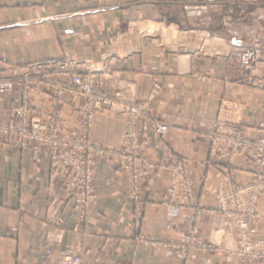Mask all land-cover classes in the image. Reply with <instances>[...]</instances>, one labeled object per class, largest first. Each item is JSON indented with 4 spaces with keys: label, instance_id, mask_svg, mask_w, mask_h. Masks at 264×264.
Listing matches in <instances>:
<instances>
[{
    "label": "crops",
    "instance_id": "1",
    "mask_svg": "<svg viewBox=\"0 0 264 264\" xmlns=\"http://www.w3.org/2000/svg\"><path fill=\"white\" fill-rule=\"evenodd\" d=\"M249 45L264 56V0H0V78L14 64L64 56L103 68L122 87L124 100L96 116L93 139L109 147L119 143L120 111L129 100L147 104L171 124L164 135L150 128L143 154L178 160L189 170L198 199L197 236L218 248L182 253L166 244L187 229L193 210L166 216L160 200L168 174L158 165L137 211L120 171L101 163L93 177L96 197L82 218L62 188L63 169L44 149L0 141V264H61L64 247L78 252L81 264H243L229 253L237 244L234 230L213 206L216 165H223L209 154L205 132L220 119L255 135L264 121V90L244 84L236 63V52ZM253 75L264 78V67ZM107 92L114 95L112 88ZM18 103V91L0 95V119ZM28 109L47 124L72 127L78 118V103L58 107L38 91ZM223 167L231 183L248 179V172ZM256 212L250 234L264 240V196Z\"/></svg>",
    "mask_w": 264,
    "mask_h": 264
},
{
    "label": "built area",
    "instance_id": "2",
    "mask_svg": "<svg viewBox=\"0 0 264 264\" xmlns=\"http://www.w3.org/2000/svg\"><path fill=\"white\" fill-rule=\"evenodd\" d=\"M256 51L254 49L244 48L240 52L242 66L249 70L252 69V62L254 61ZM52 68V73L47 75L48 71L43 73L47 79L37 81L42 88L52 90L54 95L60 98L63 94H77L87 99L89 106H87L88 117L102 105L110 102V99L105 93H96L97 83L92 77H85L77 73L76 67L72 64H61ZM101 83V82H100ZM14 82L5 81L0 82V92H8L12 89ZM26 89L28 87L25 86ZM128 118L129 125L127 132L123 137V144L130 145L131 140H135L136 134L141 135L144 128L134 126L136 119L145 120L148 118L141 108L131 106L129 113H125ZM9 125L5 129H0V137L6 141L14 142L15 132L20 135L19 141H28L22 143L27 145L29 141H36L39 145H43L53 154V157L64 163L69 167L70 173L67 177L66 188L72 194H78L82 205L87 209L92 200L91 188V174L96 164V154H103L105 149L89 139V129L82 130V137L75 133L65 136H58L56 132L50 133L38 123H31L29 118L25 116L22 109H11L9 113ZM158 126V131L165 132L168 127L165 125ZM259 136L256 138L247 137L243 135L239 129L227 127L222 124H214L208 131L209 142L212 151H224L229 155V162H233L235 156L241 160V155L250 159L254 163V168L249 172L251 180L243 185H229L225 187L223 179L220 181V188L215 193L214 209L223 214L229 220L228 226L235 230L238 238L239 247L232 251L234 255L246 260L264 258V242L252 241L247 233L248 226L252 223L255 217V202L264 196V123L259 127ZM77 137H76V136ZM80 137V136H79ZM18 141V142H19ZM133 149H139L137 144L131 145ZM108 152V151H107ZM105 152V153H107ZM101 157V156H100ZM246 159V160H247ZM235 160V159H234ZM124 164V162H122ZM125 163L124 165H130ZM137 180L135 183L140 184L143 176L140 173L137 163L129 166L135 168ZM242 165V164H240ZM128 168V167H127ZM172 179L169 185V192L167 193V202L176 205L177 209L180 207L191 206L192 209L197 210V201L192 194L191 182L184 169L173 167ZM134 171V170H133ZM225 187V188H224ZM134 196L140 194L139 187H134ZM179 211V210H178ZM178 211L169 210L170 214H175ZM180 244L194 245L201 250L211 248L210 245H199L187 238L182 240ZM63 264H80V257L76 254L64 253L62 257Z\"/></svg>",
    "mask_w": 264,
    "mask_h": 264
},
{
    "label": "rangeland",
    "instance_id": "3",
    "mask_svg": "<svg viewBox=\"0 0 264 264\" xmlns=\"http://www.w3.org/2000/svg\"><path fill=\"white\" fill-rule=\"evenodd\" d=\"M173 31L171 29V31L166 30L167 35L173 34ZM244 48H249V49H254V51H256L255 56H254V61L252 62V69H245L242 66L241 63V57H240V52L242 49ZM236 63L237 66L241 72L242 78H243V82L244 84L250 85V86H254L259 90H264V78H256L253 75V71L258 68L259 66L264 67V56L262 54L261 48L256 46V45H249V46H243L240 47L239 50L236 52ZM61 64H72L76 67V72L81 74L82 76L85 77H92L94 78L96 81H98L97 83V89L95 90L96 93H105L108 98L110 99V102L107 104L102 105L101 108H99V110L97 109L93 115H91L90 117H88V112H87V106H89V103L87 101V99L83 98L82 96H79L77 94H63L60 98L56 97L53 93L52 90H48L45 88H42L41 85L38 83L41 80H45L47 79L46 76L43 71L46 70L48 71V73H46L47 75H50L52 73V68L47 69V67H55ZM8 68V72L9 75L7 77H2L0 78V82H5V81H11L14 82L13 87L10 91L8 92H0V95H8L10 93H12L13 91H18V99H19V103L17 105H13V106H9L7 107L4 111H3V117L2 119H0V129H5L8 125H9V113L11 112V109L14 108H19L22 109V111H24L25 116L29 118L31 123H38L40 125H42L44 127V129L50 133H54L56 132L58 136H65V135H69L71 133H75L77 138H81L82 137V130L87 129L86 127L90 126L89 129V139L96 143L97 145L103 147L105 149V152H103V154H96L95 156V160L97 161L96 164L94 165V169L92 171L91 174V188H92V200L89 204V206L87 207V209H84L85 206L82 205L81 201H80V197L78 194H72L70 193L67 188H66V182H67V177L68 174L70 173L69 167L66 166L64 163H61L60 161L56 160L53 157V154L49 152V150L46 149L45 146L43 145H39L36 141H29V143L25 146L22 145V143L28 142V141H19L20 139V135L18 134V132H15L14 135V142H10V141H6L4 138L0 137V141L3 143H6L8 145H12L15 147H20V148H32L35 150H38L40 148L44 149L45 152L48 154L49 158L51 159L52 163L58 167L63 169L64 171V176L62 179V188L65 191L67 197L69 199H73L75 205L79 208L80 210V214L81 217L84 218L95 197H96V193H95V188L93 186V177L94 174L97 170V168L100 166L101 163H110L113 164L114 166L117 167V169L120 171L121 175L123 176V181H124V185H125V191H126V195H127V199L129 201V203L132 205V207L137 210L140 211L142 208V204H143V192L145 189V184L150 176V174L152 173L153 169L158 165L160 167V169L168 174V180L164 186V190H163V195L161 197V203L164 206L165 209V214L167 217L169 218H175L179 215V213L182 211V209H192V204L191 206H185V207H180L179 209H177L176 205H172V207L170 208V204L169 202H167V193L169 192V185L171 182V179L173 178V171L171 170V168L173 167H177V168H181L184 169L187 172V175L190 179L191 182V190H192V194L195 197V201H197V194L194 190V184L192 181V178L190 176L189 170L182 164V162L178 161V160H163V159H151L146 157L143 154L142 151V144H143V140L146 138L148 131L150 130V128L152 127V129L154 130V132L158 135H164L166 134L168 131H170L172 129V125L155 117L153 115V113L151 112V110L149 109V107L147 106V104L145 103H141V102H137V101H132L129 100L127 101L122 110L120 111V117L122 119L123 122V128H122V132L119 138V143L116 146L113 147H109L106 146L102 143H99L97 141H95L93 139L92 136V131H93V124L95 121V118L98 114L104 112L105 110L109 109L113 103L114 100H124L123 96H122V87L119 85L118 82H115L114 80H111L108 76H106L107 74L104 73V69L101 67H91L89 64L85 63V62H81L75 58H71L70 56H64L61 59H36L33 61H28L25 63H21V64H14L11 67H7ZM199 78L202 80L203 76L200 75ZM38 81V82H37ZM101 82V83H100ZM28 87V89L25 88ZM112 88L114 90V95L110 96L109 93L107 92V89ZM33 91H38V92H42L45 94H48L53 103L56 106H60L62 105L65 101H69L70 103H78V118L77 121L75 122V124L72 127H64L61 126V124L59 125L57 123L55 124H47L39 119H35L32 117V115L29 112L28 106L30 104V100H31V94ZM131 106L137 107V108H141L142 112H145L148 116L147 119L145 120H140V119H136L134 126L136 128L141 127L144 128V131L142 132L141 135L136 134L135 140H131L128 144H123V137L124 134L127 132L128 129V125H129V121L127 116L125 115V113H129ZM159 123L160 125H165L166 127H168V129L165 132H161L158 131V126L156 125V123ZM222 124L225 125L227 127H233V128H237L240 130V132L247 136V137H252V138H256L259 136V132L257 130H259V127L262 123H264V121L260 122L258 124V126L255 128V135H248L247 133L244 132L243 129H241L238 126L235 125H230L229 123H226L224 121H221L220 119H217L205 132L206 137H207V141H208V152L211 156L213 157H219L222 159V165L226 167H230V168H234V169H238V170H243L245 172H250L255 166L254 163L251 162L250 159H247L246 156L241 155V160H238V157L235 156L233 159V162H229V155L228 153L221 151V152H213L210 146V142H209V136H208V131L209 129H211L213 127L214 124ZM80 136V137H79ZM19 141V142H18ZM137 144V146L139 147V149H133L132 148V144ZM101 156V157H100ZM247 159V160H246ZM122 162L125 163H131L130 165H124L122 164ZM137 163V167L140 170L141 175L143 176L142 180H139L140 184L135 183L137 180V174L135 172L136 165L135 168H130L129 166H132L133 164ZM242 164V165H240ZM201 165L203 167H205L207 165V160L204 159L201 161ZM218 167H216L217 171L215 176L217 177L218 181H217V185L216 188L214 190V203H215V193L217 191V189L220 188V181L221 179L224 180L225 182V187L229 186V185H243L244 183H247L248 181H250L251 175L249 174L248 179L243 180V181H236L231 183V179L232 176L231 175H227L221 171H224L223 169L221 170V167L224 168L221 165H216ZM128 167V168H127ZM134 170V171H133ZM134 187H139L140 189V194H137V196H134L132 194H134V191L131 193V191L133 190ZM224 187V188H225ZM169 188V189H168ZM263 197V196H261ZM260 197V198H261ZM259 198V199H260ZM258 199V200H259ZM258 200L255 202L254 208H255V217L252 221V223L258 219V215L256 212V207H257V202ZM198 205V202H197ZM214 206V205H213ZM174 207V210L178 211L175 214H170L169 210H172V208ZM192 215L189 218V224L187 229L179 232L175 237H172L171 239H169L167 241V245L175 250H178L182 253H187L192 249H195L196 251H211V250H215L218 251V248H214L212 246L211 243H204L200 240V238L197 236V229L194 225V221L195 219L198 217L199 214V210L197 209H192ZM217 212V211H216ZM219 213V212H217ZM220 214V213H219ZM223 215V214H221ZM226 220H227V225L229 223V220L227 219V217L225 215H223ZM250 223L248 226V235L250 237V239L252 241L255 242H259L262 241L264 242V240H257V239H252L251 234H250V225L252 224ZM230 229H233L232 227H229ZM234 230V229H233ZM235 233V230H234ZM235 239H236V246L233 249L229 250L230 255L236 257L239 261H241L243 264H252L253 261H260V260H264L263 259H252L251 261L247 262L244 259H241L240 257H237L236 255H234L232 253V251H234L235 249H237L239 247V243H238V238L237 235L235 233ZM188 239L190 241L193 242V244H196V241L199 242V245H210L211 248L209 249H205V250H201L198 247L194 246V245H183L180 244L182 240ZM64 253H70V254H76L79 255L80 257V264H81V255L76 252L73 248L71 247H64L62 249L61 252V259H60V263H62V257L64 255Z\"/></svg>",
    "mask_w": 264,
    "mask_h": 264
},
{
    "label": "bare ground",
    "instance_id": "4",
    "mask_svg": "<svg viewBox=\"0 0 264 264\" xmlns=\"http://www.w3.org/2000/svg\"><path fill=\"white\" fill-rule=\"evenodd\" d=\"M173 33H174V31H173Z\"/></svg>",
    "mask_w": 264,
    "mask_h": 264
}]
</instances>
